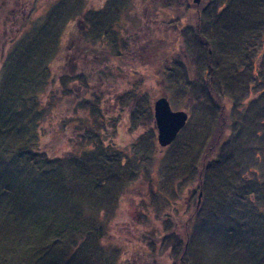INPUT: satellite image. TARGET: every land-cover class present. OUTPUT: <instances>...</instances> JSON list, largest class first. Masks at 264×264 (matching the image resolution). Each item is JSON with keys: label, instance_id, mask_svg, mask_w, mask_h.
Here are the masks:
<instances>
[{"label": "trees", "instance_id": "trees-1", "mask_svg": "<svg viewBox=\"0 0 264 264\" xmlns=\"http://www.w3.org/2000/svg\"><path fill=\"white\" fill-rule=\"evenodd\" d=\"M82 2L79 0L78 8L70 6L57 27V21L49 17L37 36L17 42L5 58L0 83V264H108L99 248L100 241L117 197L130 178L126 179L128 172L122 171L125 157L102 135L105 116L98 109L99 100H83L81 109L87 111L93 123L79 119L85 128L72 141L70 151L56 157L40 148L47 105L41 96L55 79L52 59L60 50L58 37L68 21L75 16L83 20L89 35L83 31L76 43H84L86 52L106 33H113L111 20L104 22L100 16L103 10L87 8L80 14ZM178 4L187 8L191 5L187 0H172L168 5ZM194 18L197 23L193 34L189 33L190 27L180 31L183 44L190 48L188 57L180 61L179 54H170L168 58L179 65L183 74L180 87L186 89L189 101L201 103L205 98L212 106L205 103L209 122L197 146H204L214 133L210 147L221 141L224 126L219 119H223L225 109L220 102L222 90L231 100L232 120L216 162H208L207 150L204 154L197 151L191 162L190 173L198 175L200 193L196 195V213L190 218L194 223L184 233L179 261L256 264L261 254L264 264V247L257 255L258 242L250 240L249 233L264 224L262 184L258 180L255 187H247L245 182L249 180L240 173L242 164L249 168L258 156H264V86L243 109L239 107L245 99L232 94L235 88L260 82L255 75L258 63L252 56L264 33V0H212L211 12L206 16L198 12ZM51 21L53 25L48 26ZM96 23L100 24L93 30ZM41 35L45 39L41 40ZM262 55L260 52L256 58L262 61ZM107 56L114 59L115 55ZM33 60L35 64H31ZM79 78L85 85L83 76ZM213 107H217L216 114ZM252 197L262 203L263 211L245 209L251 207L245 200L251 204Z\"/></svg>", "mask_w": 264, "mask_h": 264}, {"label": "rangeland", "instance_id": "rangeland-1", "mask_svg": "<svg viewBox=\"0 0 264 264\" xmlns=\"http://www.w3.org/2000/svg\"><path fill=\"white\" fill-rule=\"evenodd\" d=\"M82 1L80 14L88 9L103 10L100 16L104 22L111 20L113 33H106L97 44L89 45V52H86L83 51L84 43H76L81 33L89 35L84 31L83 20L75 16L68 21L58 37L60 50L52 59L51 71L55 79L41 96V101L47 105L40 128L44 134L40 148L56 157L70 151L72 141L85 128L79 119L93 123L87 111L81 109L83 100L94 102L98 99V109L105 116L102 135L108 143L116 144L125 157L122 171L128 172L126 179L130 178L117 197L113 214L108 217L99 248L106 260L108 258V264H181L184 233L194 223L190 218L196 213V195L200 193L198 175L190 173V165L199 150L202 154L207 150L208 162H216L230 134L232 109L231 100L222 90L219 101L225 109L224 120L219 119L224 126L221 141L210 147L214 143V133L210 140L207 139L209 144L197 146L204 136H201L202 130L208 126V102L205 98L201 103L189 101L186 89L180 87L183 74L179 65L168 57L179 54L180 61L188 57L190 48L183 44L180 31L185 26L190 27L189 33H192L197 23L194 15L199 12L206 16L211 12L212 0H200L197 5L187 0L191 4L189 8L181 4L169 6L172 0ZM72 5L78 8L79 0H0V83L7 52L24 38L37 36V31L48 24L49 17L57 21L56 27L59 26L60 19ZM99 24H94L93 30ZM39 38L45 39L42 35ZM258 39L252 60H257L255 75L257 79L260 77V82L235 88L232 93L238 99H245L239 107L242 109L264 86V44H258L259 41L264 43V33ZM100 46L105 48L100 49ZM260 52L263 53L262 61L256 58ZM108 53L115 55L114 59L107 56ZM31 64H35V60ZM79 76H83L85 85ZM159 95L167 97L172 110L181 109L188 114L175 139L162 148L156 141L152 115L153 100ZM86 132L87 136L91 135V129ZM192 145L194 147L190 148ZM256 161L253 166L248 165L249 168L242 164L240 173L244 174V180H249L245 182L247 187H255L259 180L264 192V156H258ZM247 201L244 203L251 207L245 209L263 211L257 198L252 197L251 204ZM261 225L249 230L250 240L258 242L257 255L264 247V224ZM183 258L187 261V257ZM259 258L256 264H261V254Z\"/></svg>", "mask_w": 264, "mask_h": 264}, {"label": "water", "instance_id": "water-1", "mask_svg": "<svg viewBox=\"0 0 264 264\" xmlns=\"http://www.w3.org/2000/svg\"><path fill=\"white\" fill-rule=\"evenodd\" d=\"M200 0H192L198 4ZM153 125L156 141L160 147L169 145L185 125L187 113L184 110H172L165 95L154 98L152 103Z\"/></svg>", "mask_w": 264, "mask_h": 264}]
</instances>
